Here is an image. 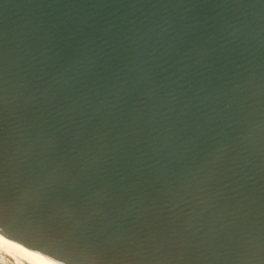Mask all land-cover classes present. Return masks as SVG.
I'll use <instances>...</instances> for the list:
<instances>
[{
    "label": "water",
    "instance_id": "water-1",
    "mask_svg": "<svg viewBox=\"0 0 264 264\" xmlns=\"http://www.w3.org/2000/svg\"><path fill=\"white\" fill-rule=\"evenodd\" d=\"M0 235L264 264V0H0Z\"/></svg>",
    "mask_w": 264,
    "mask_h": 264
},
{
    "label": "bare ground",
    "instance_id": "bare-ground-1",
    "mask_svg": "<svg viewBox=\"0 0 264 264\" xmlns=\"http://www.w3.org/2000/svg\"><path fill=\"white\" fill-rule=\"evenodd\" d=\"M0 264H55L0 235Z\"/></svg>",
    "mask_w": 264,
    "mask_h": 264
}]
</instances>
